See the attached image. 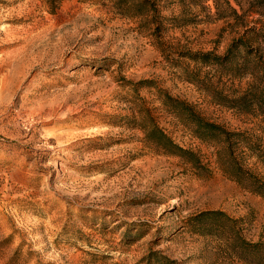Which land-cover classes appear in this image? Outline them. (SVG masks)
Here are the masks:
<instances>
[{
  "label": "rangeland",
  "instance_id": "1",
  "mask_svg": "<svg viewBox=\"0 0 264 264\" xmlns=\"http://www.w3.org/2000/svg\"><path fill=\"white\" fill-rule=\"evenodd\" d=\"M149 1L0 0V264L264 262L242 244L264 245V197L230 174L234 157L264 182V116L205 89L252 80L189 57L235 35ZM168 96L227 135L198 138ZM152 125L190 154L150 142Z\"/></svg>",
  "mask_w": 264,
  "mask_h": 264
},
{
  "label": "trees",
  "instance_id": "2",
  "mask_svg": "<svg viewBox=\"0 0 264 264\" xmlns=\"http://www.w3.org/2000/svg\"><path fill=\"white\" fill-rule=\"evenodd\" d=\"M184 12L191 11V18L187 16L180 19L184 22L202 21L198 20L200 14H205V21H225L230 27L231 39L223 55L214 52L190 53L189 57L197 64L212 67L218 73L225 74L232 79L250 78L252 80L247 91L240 97L228 95L224 91H218L212 85L205 86L211 93L214 101L223 107L234 110L244 109L249 114L264 116V0H177ZM211 2V4H209ZM143 3L150 4L149 0ZM146 6V5H145ZM142 5V7H145ZM198 9V13H192ZM256 15H258L256 17ZM190 18V17H189ZM177 20V19H175ZM157 23V31H160ZM190 80L199 83L197 73L192 72ZM167 106L172 113L185 123L192 125L195 135L202 140L215 139L227 135L220 126L206 121L192 106L173 97H166ZM147 138L150 142L163 148L166 154L185 156L190 153L170 139L157 125L145 128ZM239 136H242L241 134ZM232 173L238 182L248 187L252 192L264 197V182L253 174L245 171L242 166L235 164V158L231 159ZM222 214V213H216ZM244 247H250L254 253L264 250V245L251 244L242 240ZM259 258V257H258ZM257 264H264L258 261Z\"/></svg>",
  "mask_w": 264,
  "mask_h": 264
}]
</instances>
